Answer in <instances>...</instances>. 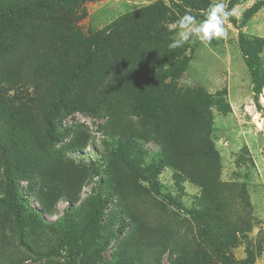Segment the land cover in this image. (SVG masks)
Returning a JSON list of instances; mask_svg holds the SVG:
<instances>
[{
    "label": "rangeland",
    "instance_id": "rangeland-1",
    "mask_svg": "<svg viewBox=\"0 0 264 264\" xmlns=\"http://www.w3.org/2000/svg\"><path fill=\"white\" fill-rule=\"evenodd\" d=\"M22 1L0 0V93L30 112L17 143L0 149V264H264V0L236 4L225 38L192 39L164 57L163 68L186 62L177 78L152 94H112L102 115L88 107L113 66L95 55L92 70H79L99 31L154 7V30L164 31L155 42L170 49L179 17L200 21L218 0H45L55 5L7 14ZM241 40L260 65L261 109ZM83 74L93 86L78 81ZM195 86L209 101L182 102L178 92ZM183 105L200 109V123L180 130ZM8 128L0 120V133ZM78 136L86 148L74 151ZM7 163L30 208L20 228L5 200ZM45 171L71 188L51 208L41 200ZM93 196L103 204L98 222Z\"/></svg>",
    "mask_w": 264,
    "mask_h": 264
},
{
    "label": "trees",
    "instance_id": "trees-1",
    "mask_svg": "<svg viewBox=\"0 0 264 264\" xmlns=\"http://www.w3.org/2000/svg\"><path fill=\"white\" fill-rule=\"evenodd\" d=\"M10 2V0H8ZM242 0H229L227 7L233 9L236 4L240 3ZM52 2V1H51ZM46 3L45 0H23L21 7H8V13L14 12V15H21L23 8L26 10H39L47 9L49 6L55 5L52 3ZM189 3V2H187ZM190 4V3H189ZM15 9L14 11H11ZM10 10V11H9ZM156 12L154 7H147L136 14H130L124 16L113 23L109 29L101 30L98 32L95 38V44L93 52L88 53L86 61L80 63V69L88 68L92 70V60L90 57L99 56L101 61L106 63V65H112L115 73L111 74L109 80L102 86V93L95 100L93 106L88 107L89 112H95L98 115L105 114L107 110L108 102L111 99L112 94H121L130 92V94L146 93L149 94L153 92L154 88L159 87L167 78L175 79L179 76L181 71L186 68V62L182 60L183 66H179L181 70L173 68H163L164 57H172L176 49L159 48L157 42H155V35L159 37L164 31L154 30V26L158 23V20L153 15ZM17 21L23 24L21 18H16ZM16 28V25L10 26L8 28L9 33ZM151 28L153 32L149 30ZM108 30V31H107ZM161 43V38L159 39ZM241 49L247 56L246 65L250 72L253 100L257 108L261 109L260 102V65L257 59L251 55L245 42L241 40ZM156 51V55L152 52ZM94 52H96L94 54ZM49 59V58H48ZM50 60H47L46 67L51 68ZM90 74H83L81 77H77L78 81H82L84 84L87 83L89 87L93 86L92 78L88 77ZM103 76V75H102ZM101 76V77H102ZM76 80L69 83L68 86L71 88L75 85ZM164 88L168 87L165 83ZM152 94V93H151ZM76 94L72 92L70 96H75ZM127 97V95H125ZM122 97V98H126ZM178 97H181L182 102L185 99H193L194 101H199L204 103L205 100L209 101L210 96L207 92L198 86L189 87L185 90H180L178 92ZM131 98V97H130ZM29 107L26 104H15L13 101H8L0 93V120L9 126L8 130L0 133V149L5 151L10 145L17 143V137L19 134V129L21 126L27 124L30 117ZM182 120L179 121L178 126L180 130L189 124H199V110L192 105H183ZM185 112H189L186 114ZM208 113V112H207ZM209 114V113H208ZM209 122L207 127L210 128L211 125V115L209 114ZM179 129V128H178ZM206 133L210 130L203 129ZM199 130H196L194 135L198 134ZM205 144L209 149H212V143L206 139ZM25 146V145H24ZM29 147V144L26 146ZM69 147L74 151H81L86 148V144L82 142V137L78 136L71 140ZM214 149V148H213ZM61 158V153L48 154L47 160L54 164ZM11 165L6 164L5 174L9 180L8 189L6 191L5 200L10 203L13 209H15V221L16 225L20 228L22 226L23 220L27 213H29L30 208L28 203L25 201L24 196L18 191L17 180L14 176H11ZM42 185V202L48 203L51 208L53 205L65 194L70 192V185L65 181V179L45 171L41 179ZM94 199V213L92 220L98 222V217L103 208L98 196H93ZM28 211V212H26ZM67 214H64L59 220V227L61 233L65 235L67 230ZM93 222L87 223L86 227H89ZM127 224L122 223L119 228L118 234L125 231ZM87 229V228H86ZM117 234V235H118ZM177 259L173 260L171 264H176Z\"/></svg>",
    "mask_w": 264,
    "mask_h": 264
},
{
    "label": "clouds",
    "instance_id": "clouds-1",
    "mask_svg": "<svg viewBox=\"0 0 264 264\" xmlns=\"http://www.w3.org/2000/svg\"><path fill=\"white\" fill-rule=\"evenodd\" d=\"M233 16H236V10L229 9L224 0H218L212 4L206 16L200 21L191 13L186 12L179 17L172 29L177 31L178 38L169 44V48L182 47L192 39L201 43H211L214 39L225 38L227 36L226 21Z\"/></svg>",
    "mask_w": 264,
    "mask_h": 264
}]
</instances>
